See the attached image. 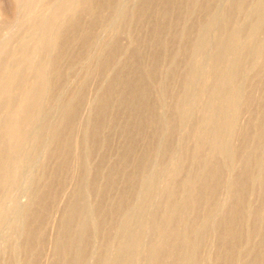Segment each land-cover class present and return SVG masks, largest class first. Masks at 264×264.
<instances>
[{"label":"rangeland","instance_id":"1","mask_svg":"<svg viewBox=\"0 0 264 264\" xmlns=\"http://www.w3.org/2000/svg\"><path fill=\"white\" fill-rule=\"evenodd\" d=\"M71 1L72 0H0V43L3 40L2 43L0 44V64L2 66L4 65L2 67L3 70L0 71V94H1L0 101L1 102L6 100L7 98H13L14 105H16V107L19 106V104L21 103V101L24 97L26 90L29 89L34 84V82L36 81V79L38 77L37 76L38 68L41 65H44V63L46 62V59L52 55L51 53H52L53 49H52V47H50L48 45L49 40L47 41V39L51 38V36H53V33H55L57 31V29L60 30L59 31L60 33H62V31H63L62 34L65 33V36L67 37V45L64 47L66 49L62 51V55L59 57V61L56 62V66H55V70L63 71V72H61L62 74L60 75V79H58L59 81L57 80V78H59V77L56 78L55 75H53L54 72H52V74H51L52 75L51 78H52L53 82L56 83V81H57L56 91H55L56 95H54L47 102V105L44 106L45 108L39 109V113L42 111L45 112V114L43 112L42 113L45 115V117H46L45 119L47 120L46 122L43 123V124H45V126H43L45 128L42 130V134H44V135H42L41 139H40L41 145L39 144L38 151H36V153L33 155V157H35V158L31 157L32 159L29 158V160L26 163H23L22 168H24V169L21 168L20 174L16 180V184L14 183L13 186L11 187V189L7 190V191L0 189V199L5 197L4 201L0 204V215H1L0 216V264H8V262H9V264H24V262H26L25 259H27V262L32 261V250L33 249L35 250L37 248H38L37 250H39L37 252L40 253V256L37 259L38 261L36 260L35 264H49V263H51V261H52L51 258H53V240H54V237L56 236V234L58 233L57 232L58 231V222H59L58 220L60 218V215L62 213H64L66 210H68L70 203L73 201V198H74L73 193L75 191L77 184L83 190V192L85 194L84 208H85L90 220H93L94 218H98L99 215H102V217L106 220L104 223H102L99 226V229H95V228L93 229V227H90V230H89L90 233L88 232V235H89L88 239H90V240H88V244H87L88 245L87 246L88 261L85 262V264H94L95 262H97L98 264H100V263L101 264H106V263L110 264L109 262L112 263L114 261V259H113V257L111 259V252H112L113 248L116 246V243H117L118 238H119L118 236L126 233V231H129V230H127L129 228L131 229V232H135L136 234H138V238H139L138 243L136 244V246L134 248L132 264H137L139 261L142 264H146V263L148 264L149 263L148 258L150 257L151 253L153 252L155 247L158 246L160 244V242L162 241L163 235L162 234H156V233H158V232L165 233L166 229H168L170 227L167 224L169 222V224L171 225L172 222H170V220L173 217H172V215L170 216L169 214L170 213L173 214V212L175 214L177 211H179L180 201L182 200L181 197H183L182 195H184L186 180H188V178L191 176L190 173L192 174V172L195 169L194 167H196V162L194 161L195 160L194 154L197 151V149L199 148V146H197V144L199 145V142L201 141V139H203V137L206 135V133L210 129L209 115H211V113L213 112V108H214L213 100H211L212 99L211 93H213L217 89V86L219 85V80H221L223 78V76L226 74V72L228 71L227 67L232 66V63H231V66L228 63V66L224 67V69H222L218 73L219 75L215 74L213 72V68H211L213 66L214 58H215L217 51L220 49L221 46L224 45V43L222 41L225 42V40H226V32H227L228 26L225 25L224 17L229 12H232V13L234 12V15H236L238 12V14L234 18L236 20L235 25L236 26H240V25L244 26L247 22V19H249V18L250 19H252V18L256 19L257 13L252 12V10L254 9V6L255 7L257 6L259 0H213L212 4H210V8L208 9L209 12L208 11L207 12L214 14V23H213L214 26H212L211 34L207 37L208 40L206 38L205 41L206 40L207 41L206 42L204 41L202 51L199 52V54L195 57V59L190 64L186 63V56H185V54H183V50L185 47L190 46V43L192 42V40L195 37L196 29L198 27L200 20H202V18H204V16L206 17L207 13L203 10H200L196 6L190 5L189 3H187L186 0H184V1L182 0L180 5L178 3H175V2L169 4L168 9H167L168 12L165 15V17L162 18L163 23H164V28L158 34L160 40H162V41H169L170 40V30H171L170 24L175 19L178 21L177 27H176V32L178 34H177V37L175 38V40L172 41L174 52L171 55H169L170 51L166 50V52H167L166 53L165 49H163L162 46L155 45L151 41V39L153 37L152 34H154L155 26L161 20V17L159 16L160 15L159 14V5H158L157 0L151 1V5L149 4V6H147V5L145 6L146 8H145V12L143 15L144 17L142 16L143 19L142 18L139 19L138 15L135 14L137 11V8L140 6L139 4H141L140 2H142L141 0H103L104 5H103L102 9H100L98 12L101 14L95 15V16H97L96 18H95V16L91 17L93 14H90L91 11L89 9L78 10V11H76L77 13L74 11V13H75L74 14L72 9L70 8V2ZM88 1L87 2L89 4H91L95 0H88ZM97 1L98 0H96V2ZM207 1L208 0H198V2L202 3V4L206 3ZM238 2L242 5L241 9L239 11H237V9H236L237 8L236 5L239 4ZM93 4H94V2H93ZM182 4H184V5H182ZM186 4L188 7L186 6ZM107 6H109V7H107ZM175 6L177 8L179 6V8H178L179 10L175 9L176 8ZM184 6H186L187 8ZM251 6H253V7H251ZM180 8H181V10H180ZM114 10H116V11H114ZM155 10H156V12H155ZM176 10H178V11H176ZM246 11H247V13H245ZM263 11H264V8L260 12L262 15H263ZM71 12H72V14H71ZM79 12H81V13H79ZM249 12L250 13L252 12L253 14L250 15ZM128 14H129V16H128ZM176 14H177V16H176ZM246 14H248V15L245 16ZM98 15L101 17L98 18ZM124 15H126L125 17L127 18V21H126V18L124 17ZM145 15H146V17H145ZM254 15H255V17H254ZM121 16H123L124 19H122ZM130 16H131V18H130ZM136 16H137V18L134 19V17H136ZM90 17L92 19L94 18L95 20L94 19H93L94 21L90 20ZM242 17H244L245 20ZM74 19L75 20L77 19V22H78V29H77L78 33L76 32L77 34H74L73 36H71V35L68 36L69 32H68V34H66V32L69 30L66 31V28H67V26L69 28L70 22H72ZM133 19H134V22L136 24H134ZM135 20L140 21L141 23L136 22ZM238 20H242V22L238 21ZM252 20H254V19H252ZM91 21H93V24H94L93 34L91 35V39H90L92 42L89 41L86 44H83L81 37L84 35L83 33H85V29L87 28L86 26L89 25L91 23ZM125 21H126L127 25H126V23H124ZM119 23H122L124 28H123V26H120L121 24H119ZM66 24H68V25H66ZM63 25L64 26L66 25V26L64 27ZM63 29H65V30H63ZM122 29H124V30H122ZM186 29H189V34H188V37L185 38L184 34H185ZM215 33L217 35H215ZM223 33H224V35H223ZM42 35L45 36L46 39L43 38ZM179 35L182 36L181 37L182 39L180 38ZM222 35H223V37H221ZM240 35L241 36L244 35L242 37L240 36L242 39L248 38V35L246 32L243 31V28H242ZM79 38H80V40H79ZM214 38H215V40L216 39L219 40V42L221 43V46H220V43L217 42V40L216 41L214 40ZM220 38H222V40ZM211 39H213L212 40L213 42L211 41ZM115 40H117L119 45H120L117 54L111 60V62L107 65V67L101 73V75H96L97 73L95 72V69L97 68V66L99 65V61L101 60L100 56L103 57L104 52L108 49V47L110 46V43L112 44V42ZM136 41H137V43H136ZM250 41L252 44L250 43V46H248V48H246L242 51V68H241V70H243L244 73L241 71V73L238 74L236 79L233 81V85L234 86L237 85L235 87L238 88L241 91V93H243V94H245L246 92L252 93V96H254V100L249 105H246L244 103V98L241 96L238 97V101L240 100V102H241V103L239 102V104L241 105L240 106L241 110L237 115H235L237 128L232 135L225 138L226 139L225 142H227L228 144H230L231 146L235 147L238 150V153L236 156V162H234L233 165H225L221 156H216L217 158L215 157V160L220 164V166L222 168V179L224 182L226 180L230 179L234 172L239 171L242 168V164L240 163V160H241V158H243L244 155H246L248 152L252 151V147L254 144V141L252 139H250L249 142L248 141L244 142L242 140L241 133L239 130V126L244 125L246 122H250L251 123L250 124L251 125V129H250L251 135L250 136L253 135L252 137H254V134L256 133L255 126H257V124L259 122L263 121V118L261 117L260 113H261V110H262V107L264 104L263 100H262V95L264 94V67L263 68L262 67L257 68L256 70H254L251 73L247 72L249 65L254 60V58L257 54L254 47L257 44L258 39L253 38ZM208 42H209V44H211V46L208 44ZM205 44H206L208 50L206 49ZM86 45H87V47H86ZM79 46H81V47H79ZM215 47H216V49H215ZM80 49H83V50H80ZM251 50H253V51H251ZM211 51H213L214 56L212 55ZM250 51L252 52V54ZM81 52H83V53L81 54ZM132 52L134 54H136V56H137L136 65L138 68V72L140 74L142 73L141 75H143V76H145V74H146V69L148 68V66L150 64L152 57L155 56V54H158L157 55V57H158L157 66L158 67L155 69L154 78L151 81V82H153V84L150 82L152 85L150 86V84H149L148 87H149V92L151 91L149 93V96L151 97L150 99L151 100L156 99L158 101V103L155 105V107L153 109L152 115L154 116V113H155L156 115L154 117L160 118V125H162L164 128H161L162 126H160V129H159L157 136L155 138H153V137L151 138L150 134H151L152 128L150 127L148 122L147 123L145 122L140 126L137 134L134 133V129H133L132 125L128 131L124 130V132H123V126L130 123V120L132 117L131 114H133L134 110L129 111V109H126V108H124V109L123 108L118 109V107L116 108V106L118 105V102L116 99H113L111 102L110 108L104 114L105 117L104 116L102 117L104 121L102 120V129L100 131L101 134H99V137L97 140L98 143L96 142L95 147H94V149H92L90 155L85 157L84 155L87 153L88 148L91 145L89 143L90 141H88L86 137H87L89 130H90V125H88V123H89V119L91 117L90 115H92L91 114L92 113V107H93V105L96 104L95 102H97L98 94L108 84V82L111 80V78L114 75L119 74L120 70L124 69V61L126 60V58L128 56H130L132 54ZM153 52H154V55H152ZM245 52H246V54H245ZM176 53H178V55ZM174 54H175V56H174ZM247 54L250 56V58H248V60L246 61L247 56H245V55H247ZM70 55H71V58H70ZM253 55H254V57H253ZM211 56H212V58H211ZM232 57H233V54L230 56V59H232ZM175 58H176V60H174ZM176 62H177V64H176ZM230 62H231V60H230ZM185 63L187 65H185ZM201 63L205 64V65H202ZM175 64H176V66H174ZM204 66H206V69L203 70V68H205ZM91 67H93V68H91ZM128 67L125 68L126 73H128L127 71L131 72L132 68H130V67L128 68ZM189 67L191 69V72L193 73V80L192 81H194V82L191 83L189 89L187 90V94H186L184 102H183L184 105H183L181 111L177 115L178 118L176 119V122H178L179 124H177V123L176 124L178 125L177 126L178 131L176 132L177 134L175 136H173V138H172L170 149L167 153V155H169V156L166 155V158H161L159 155V152H161V150L164 147L163 139H164L165 134H166V130H165L166 124L168 123V119L171 118V116H172L171 115L172 113L170 111H171V107H172L174 98L170 93H172V92H174L175 94L178 92L180 93V91H181L180 78L185 73V71L187 69H189ZM201 67H202V70L200 69ZM244 67H247V68H245V70H244ZM65 68H66V70H65ZM197 68L200 70L198 71ZM86 70H87V72H86ZM88 70L91 72H89ZM8 71H9V74L7 73ZM198 72H200L201 77L199 75H197ZM224 72H225V74H224ZM241 74H244V75H241ZM262 74H263V76H262ZM211 75H213V76H211ZM18 76H19V78H18ZM207 76H208V78H207ZM220 76H222V78ZM196 78L199 79L200 81L199 80L197 81ZM206 80L208 83L205 84ZM196 82H197V84H195ZM234 82H235V84H234ZM119 85L120 84L117 85V88L115 90L118 91L121 88V86H119ZM195 86L197 88H195ZM173 88H174V90H173ZM194 88H195L196 92H195ZM206 89H208L210 91L208 92V90H206ZM75 90L76 91H78V90L82 91L84 98H83L82 102L79 104V107H78L79 109L77 111L76 120H77L78 126L75 127V129H74L75 132L73 131L74 138L72 140V157H71L72 159L71 158L69 159V164L71 163L72 166H71V170H69L70 172L58 170L57 173H55L57 170L58 164L60 162L61 155H58V154H60L58 152H54L53 155L50 154L49 156H46V151H47L46 148L50 142L48 132H49V128L52 126V124L53 123L55 124L58 121L60 113H61L62 104H64V102L66 100H68V98H70L71 94L73 95V93H76ZM252 90H254V91H252ZM73 91H75V92H73ZM18 93H20V94H18ZM192 94L193 95L195 94L194 96L197 99ZM206 97L211 98V99L207 100ZM192 101H193V103H192ZM49 102H50V104H48ZM205 102L207 103L206 105H205ZM198 103H199V105H198ZM209 103H211L213 105H211ZM114 104L115 105L117 104V105L114 106ZM195 104H196V108H194ZM242 104L243 105L245 104V106H243ZM192 106H193V108H192ZM211 106H213V107H211ZM188 109H189V111H188ZM192 109L193 110L195 109L194 113L192 112L193 111ZM198 109H199V111H198ZM204 109H206V110H204ZM40 110H42V111H40ZM112 110H113V112H112ZM207 113H208V116H207ZM141 114L143 115V117L147 116L149 114L148 107H147V109L146 108L142 109ZM7 117H8V115L6 114L5 110L3 108L0 109V122H3V121L6 122L7 120L11 119L10 117H8L9 119ZM114 117H116V118H114ZM128 117H129V119H128ZM179 117H180V119L182 118L181 119L182 120L181 125H180L181 120L179 119ZM113 118H114L113 121H115V122L112 121ZM126 121H128V122H126ZM185 121H186V123H185ZM124 122H125V124H124ZM187 122H189V123H187ZM193 122H194V124H193ZM197 122L199 125L197 124ZM120 123H122V124H120ZM86 124L88 126H86ZM82 126H86V127H82ZM185 126H187V127H185ZM207 126L209 129L207 128ZM119 128H122V129H119ZM183 129H185V130H183ZM76 130H77V132H76ZM182 130H183V132H182ZM179 131L181 133H179ZM84 132H86V133H84ZM122 132H123V134H122ZM186 132L187 133L189 132V133L187 134ZM191 132H192V134H191ZM198 133H200L199 134L200 137H198ZM66 134H67V130H65V132H64V135H66ZM138 134H140V137ZM196 134H197V136H196ZM193 135L196 138H198L197 141ZM125 136H127V138H129V136H130V138L132 140L130 142V144L131 143L132 144H131V150L128 152V155H127V156H129V157H127V160H128L127 165L123 166L122 162L120 163L121 160L119 159V156H120V153H122L124 151V147L126 145L125 143H127V141H128V139ZM179 136H181V137L179 138ZM188 136H190V137L192 136L191 139ZM75 138L79 139V143L81 142V144H82V145L80 144L81 146L79 144L78 145L75 144V141H74ZM133 138L135 139V141ZM178 138L180 139V141L178 140ZM194 138H195V140H193ZM103 139L106 140L105 145L101 144ZM186 139H187V143L185 141ZM149 140H150V142H149ZM188 140H189V142H188ZM192 141H193V143H192ZM85 142H87V143H85ZM148 142H149V144H148ZM184 143H186V144H184ZM123 144H125V145L123 146ZM84 147H85V149H84ZM19 148H20V151H18ZM19 148H16L12 152H10V159L9 160H11V161H9V162H13V160L20 162L23 160V158H24L23 156L25 155L24 154L25 151H23L24 148H22V147H19ZM79 149H80V151L82 150L81 152L84 151L83 153H85V154L78 152ZM178 149H179V151H178ZM77 152L82 154L81 155L82 158H84V159L87 157L89 158V160H87L88 158L85 160L83 159L84 160V168H86V170L83 168V170L86 171V172L84 171L85 172L84 174H82L83 170H82L81 174H76L77 173L76 172L77 171V159H75L76 156L74 155V153L77 154ZM16 153H18V154H16ZM181 153L183 155H181ZM207 153H208V148L204 147L202 150V154L207 155ZM22 154H23V156H22ZM142 154H148L149 155L150 162H151L150 167L155 169V171L157 170L156 180L158 181V183H157V181H155V183H157V184L154 183L153 185L148 186L146 184V176H147L146 172H148L149 170H143L139 173L140 175H139L138 179H136L137 183L135 182V184L133 185L134 188L132 186H129V185L127 186L123 182V176L127 171L128 172L131 171L132 163L134 162L136 157H138V155L140 156ZM257 154H259V153H257ZM57 155L59 156V158L57 157ZM183 157H184V159H181ZM191 159L193 162L191 161ZM16 161H14V162H16ZM87 161H88L89 165L86 163ZM170 161H173L172 162L173 164L172 163L170 164L169 163ZM187 167H189V168H187ZM111 168L115 169L113 171V176H114L113 183L108 188H106L104 190H100V189H102V186L104 185L105 180H106L105 177L108 175L109 170ZM167 168H168V170H167ZM190 168H191V170H190ZM248 169L252 175V179H251L252 181L249 183L248 190L246 192L247 196L245 195L243 207H244V210L247 209L249 211H253V210H257V209L261 210L260 208L262 206V202L264 201V193L259 194L254 189H256L257 184L260 183V181L262 179H264V176L262 174H260V171L254 165H250L248 167ZM143 172H145V174H143ZM176 173H179V174L176 175ZM58 176H63V178H64V180L62 182L63 185H61L59 190L57 191L56 197L54 199H52V195L56 191L55 190L56 189L55 179ZM143 176H145V177H143ZM163 177L164 178L166 177V178L164 179ZM45 178H48L47 181L44 180ZM92 179L94 180V188L92 189L93 191L92 190L88 191L87 185H88V182L91 181ZM174 180H175V182H174ZM143 186H145V187H143ZM176 186H178L180 188H178ZM164 187H166V188H164ZM174 187H175V189H174ZM176 188L181 189V190H178V192H175L177 195L179 194L177 196V198L174 194L173 195L169 194L170 190H177ZM126 189L130 191L129 198H128L127 202H125L123 204L124 206L122 205V207L117 208L116 207V200L121 196V192H123ZM221 189L222 190H220V192L218 194L219 196L217 197V199L222 198L221 200L223 201L226 197L225 196L226 191H225L224 185L222 186ZM147 191H149L150 193H153V194H151L152 198H150V200L147 203H145V206H144V203L141 204V198L143 196L142 194H144ZM160 192H162V193H160ZM37 193H38V195H36ZM39 195H44V197H45L41 203H37V202L35 203V201H34L35 204L33 203L34 204L33 206L28 205V204H31L32 201L35 200V198ZM164 195H166V196L164 197ZM139 196H140V199L137 198ZM155 196H157L158 199H155L156 198ZM171 196H173V197H171ZM11 197H13V198H11ZM30 197H32V198H30ZM153 198L155 201H153ZM136 200H138V201H136ZM172 200H174L175 203ZM156 202H159L160 205H159V203H157V207H155L156 205H154L152 207L151 204L152 203L156 204ZM164 202H166V203H164ZM176 202H178L179 204H177ZM47 203H49V204H47ZM211 203H212V201L209 202V204H210L209 210L211 208ZM44 204L50 205V206H47L48 207L47 213H46L47 216L45 215L46 217H44L45 218V219H43L44 221L42 220V222H41L42 226L44 228V230H43L44 231L43 232L44 238L39 242L34 240L30 246L31 251L27 250V253H26L27 255H26L24 253V251L26 250L24 248V241L26 238H25V234L21 233V231L24 232L25 228L23 229V226L25 227V224L27 227L29 225L33 226L36 223L34 221H32L31 219H29V220H31L29 223V221H27L28 219L24 216H27L28 213L32 210L41 209L44 206ZM138 204H140V206ZM209 204H202V205H200V207H197L198 210L195 209V216L197 217V218L195 217V220L199 218L198 219L199 222L198 221L195 222V220L193 221L194 223H196L195 226L199 227L201 225V223L205 220V217L207 218L208 211H209L207 209L208 208L207 205H209ZM134 205H136V207L138 206V208L135 209ZM164 205H165V207H164ZM172 205H174V206H172ZM7 206H9V207H7ZM132 206H134V209ZM206 206H207V208H206ZM139 207H141V208L139 209ZM172 207H173V209H172ZM174 207H175V209H174ZM253 207H254V209H253ZM11 208H13V209H11ZM163 208L165 210H163ZM199 208H200V210H199ZM6 210L8 213L6 212ZM132 210H135V211H132ZM204 210H205V213H204ZM25 212L27 214H25ZM125 212H126V215H124ZM131 212L133 213V215ZM202 212L204 215L202 214ZM154 213H156V217L154 220V222H155L154 227L152 230H148L146 228H148L149 223L152 221V218H153L152 215ZM165 213H167V214L169 213V214L168 215L166 214V216H165ZM261 214L263 215V217L259 218L257 220V223L259 225L260 224L264 225V222L260 221V220H264V210H261ZM163 215L166 217L165 223H164L165 217ZM210 215H211V213H210ZM201 216H204V218L203 217L201 218ZM133 217H136V218H133ZM161 217H163V219H161ZM1 218L4 222L1 221ZM157 218H159V219H157ZM107 219H110V220H107ZM201 219H204V220H201ZM24 221H25V224H23ZM135 221L138 223H136ZM214 221H215V217H213V215H211L209 217V223L212 226L215 223ZM251 221H252V218H249L246 215V213H244L241 215L240 220L238 222H236V226L238 227V229L241 232V237H240L241 239H239L237 241L236 246H237V249L240 251V253L243 251V250L241 251V249H244V251L242 253H246V254H252L255 252L259 253L258 252L259 249L263 248L260 250L261 251L260 253H262V255H263V264H264V246L263 247H261V245L259 246V244H260V242H262V240H263V245H264V234L262 235V233H264V231H263L264 226L262 225L260 227L261 228L260 236H258V235L254 236L251 232L252 231ZM248 223H250V224L248 225ZM130 225H132V226H130ZM165 226H166V228H165ZM13 227L14 228L16 227V228L14 229ZM124 227H126V231H125ZM163 227L165 228V231H162L164 229ZM102 230L103 231L105 230V231L103 232ZM246 230H248V232ZM107 231H109V232H107ZM114 231H118V232L114 233ZM244 231L248 234L244 233ZM103 233H106V235L108 234L106 241L108 239L110 240V242L108 240V242H105V244H103V245H106L105 246L106 248L103 245L101 246V243H102L103 238H104L101 236ZM117 233H119V234H117ZM92 235L94 237H92ZM150 235H152V236L154 235V236L152 237ZM158 235H162V236H158ZM96 236H97V238H96ZM114 236H116L118 238H116ZM256 236H258V237L256 238ZM114 238H116V240ZM155 238H157V239H155ZM250 238H252V239H250ZM255 238H256V240H254ZM150 239L151 240L153 239L152 240L153 243ZM249 239L251 240V242L250 241L248 242ZM156 240L158 243L157 242L155 243ZM106 243H108V245ZM154 243L156 244V246H154L155 245ZM257 243H258V245H257ZM140 244H142L143 246H141ZM151 246H154V247H151ZM249 246H251V247H249ZM17 247H19V248H17ZM20 247H23L21 249L22 250L24 249V251H22L20 249ZM255 247L258 248V250L255 249ZM98 248L100 251H103L105 253L100 252V258H98V260L96 259V261L93 262L92 258L94 256V253L99 251ZM220 248H221V245L219 243L218 244L214 243V241L212 242L211 239L204 242L202 244V247L200 250V254L204 259V260H202V264H204L205 262H206L205 264H214L217 251L220 250ZM222 249H223V246H222ZM34 250H33V253L36 252V250L35 251ZM136 250H139L138 253ZM253 250H255V251H253ZM214 251H216V252H214ZM148 252H149V254H148ZM141 253L144 254L145 256L140 257L142 255ZM102 254H104V255H102ZM147 254H148V256H147ZM137 257H138V259H137ZM108 260H109V262H108ZM146 260H147V262H146ZM98 261H100V262H98ZM140 262L138 264H141ZM97 263H95V264H97Z\"/></svg>","mask_w":264,"mask_h":264},{"label":"bare ground","instance_id":"2","mask_svg":"<svg viewBox=\"0 0 264 264\" xmlns=\"http://www.w3.org/2000/svg\"><path fill=\"white\" fill-rule=\"evenodd\" d=\"M87 1L88 0H72L70 2V8L72 9L73 13H74V11L76 12L78 10L89 9L91 11L90 14H93L91 17H93V16H95L97 14H101V13H98V12H99L100 9H102V7L104 5L103 0H98L97 2L95 0V1H93L94 4H93V2L91 4H89L88 3L89 1L88 2ZM141 1H142V2H140L141 4H139L140 6L137 8V11L135 13V14L138 15L139 19H141L142 16L144 15L145 8H146L145 6L146 5L149 6V4L151 5V1H153V0H141ZM157 1H158V5H159V14H160L159 16L161 17V20L155 26L154 34H152L153 37H152L151 41L155 45L162 46L163 49H165V52H166V50L170 51L169 55H171L174 52L172 41L175 40V38L177 37V34H178L176 32V27H177L178 21L175 19L170 24V29L171 30H170V40L169 41L160 40L158 34L164 28V23H163V19L162 18H164L165 15L167 14V12H168L167 9H168L169 4L175 2V3H178L180 5L182 0H157ZM186 1L190 5L196 6L200 10H203V11H205L207 13V16L206 17L204 16V18H202V20H200V22L198 24V27L196 29L195 37L192 40V42L190 43V46L189 47H185L184 50H183V54H185V56H186V63L190 64L195 59V57L199 54V52L202 51L205 39L211 34L212 26H214L213 25V23H214V14L213 13H208L209 12L208 9L210 8V4H212L213 0H208L206 3H203V4L199 3L198 0H186ZM182 5H184V4H182ZM186 6H187V4H186ZM186 6H184V7H186ZM241 6L242 5L240 3L236 5L237 11H239L241 9ZM107 7H109V6H107ZM251 7H253V6H251ZM178 8H179V6H178ZM178 8L176 7L175 9H178ZM263 8H264V0H259L257 6L256 7L254 6V9L252 10V12H256L257 13L256 19L252 18V19H254V20H252V19H250L248 17L249 19H247V22H246V24L244 26H242V25L236 26L235 25V21L236 20L234 18L238 14V12H237L236 15H234V12L233 13L229 12L224 17L225 25L228 26L227 32H226V40H225V42L222 41L224 43V45L221 46V43L219 42V40L216 39L217 42L220 43L221 47L217 51V53L215 55L214 63L212 62L213 66L211 68H213V72L215 74H218L222 69H224V67L228 66V63L230 64V66H231V63H232V66L231 67H227L228 71L226 72V74L224 72L225 75L223 76V78H222V76H220L222 79L219 80V85L218 84H217L218 86L216 85L217 89L213 93L210 92L212 94V99L206 97L207 100H209V99L213 100V104H214L213 105V104L209 103V104L214 106L213 112L211 111L212 113H211V115H209L210 129L207 126L209 131L206 133V135L203 137V139H201V141L199 142V145L197 144V146H199V148L197 149V151L194 154L195 160L193 159L196 162V167H194L195 168L194 171L192 172V174L190 173L191 176L188 178V180H186L185 189H184V195H182L183 197H181L182 200L181 201L179 200L180 201V208L178 207L179 211H177L175 214L173 212L174 215L171 214V213L170 214L168 213L170 216L172 215L173 218L172 219L170 218L172 220V221L170 220V222H172L171 225L169 224V222H168V224L166 223L170 227L168 229H166L165 233H160V232L156 233V234H162L163 235L162 241L160 242V244L158 246H156V244H155L157 242V240L154 243L155 245L153 244L156 247L153 250V252L151 253L150 257L148 258L149 259V263L148 264H202V260H204V259H203V257L200 254V250H201L202 244L204 242L210 240V239H211L212 242L214 241V243H217V244L219 243L221 245L220 250L217 251L214 264H263V255H262V253H260L261 252L260 250L263 249V248L259 249V251H258L259 253L255 252V253H252V254L242 253L244 251V249H241V251L242 250L243 251L240 253V251L237 249L236 245H237V241L239 239H241L240 238L241 237V232L238 229V227L236 226V222H238L240 220V217H241L242 214L246 213V215L249 218H252V221H251V223H252V231H251L252 234L254 236L255 235L260 236V234H261V228L260 227L263 224L259 225L257 223V220L259 218L263 217V215L261 214V210H264V201L262 202V206L260 208L261 210L257 209V210H253V211H249L247 209L244 210L243 203H244L246 192L248 190L249 183L252 181L251 180L252 179V175H251L248 167L250 165L256 166L258 168V170L260 171V174H262L264 176V104H263V107H262V110H261V113H260L261 117L263 118V121L259 122L257 124V126H255L256 133L254 134V137H252L253 135L250 136L251 135L250 134V129H251V125H250L251 123L250 122H246L244 125L239 126V130H240V133H241L242 140L244 142L245 141L249 142L250 139H252L254 141V144H253V147H252V151L248 152L240 160V163L242 164V168L239 171L234 172L233 175L231 176V178L224 182L223 179H222V168H221L220 164L215 160L216 156H221V158L223 159V162H224L225 165H233L234 162H236V156H237L238 150L235 147H233L230 144H228L227 142H225V140H226L225 138L230 136V135H232L234 133V131L236 130V128H237L235 115H237L240 112V110H241V107H240L241 105L239 104L240 100L238 101V97H240V96L243 97L244 98V103L246 105H249L254 100V96H252V93H247V92L245 94L241 93V91L238 88L235 87L237 85H235V86L233 85V81L236 79L238 74L241 73V71L243 72V70H241V68H242V51L244 49L248 48V46H250V43H251L250 40L253 39V38L254 39H258L257 44L254 47V49H255L257 54H256L254 60L249 65V67L247 69V72L251 73L254 70H256L257 68H261V67L263 68L264 67V28H263L264 27V11H263V15L260 13L263 10ZM178 10H176V11H178ZM180 10H181V8H180ZM114 11H116V10H114ZM155 12H156V10H155ZM252 12L251 13L249 12L250 15L253 14ZM79 13H81V12H79ZM245 13H247V11ZM71 14H72V12H71ZM247 15L248 14H246L245 16H247ZM125 16L126 15H124V17ZM128 16H129V14H128ZM176 16H177V14H176ZM91 17H90V20H93L94 18L92 19ZM96 17L97 16H95V18ZM99 17H101V16L98 15V18ZM145 17H146V15H145ZM254 17H255V15H254ZM121 18L124 19L123 16H121ZM130 18H131V16H130ZM135 18H137V16L134 17V19ZM242 18H244V17H242ZM134 19H133V22H134ZM244 20H245V18H244ZM93 21H91V23L86 26L87 28L85 29V33H83L84 35L81 37L83 44H86L87 42L91 41L90 40L91 39V35L93 34V30H94ZM126 21H127V18H126ZM126 21L124 23H126ZM238 21L242 22V20H238ZM136 22H140V21H136ZM119 24H121L120 26H123L122 23H119ZM134 24H136V23L134 22ZM66 25H68V24H66ZM126 25H127V23H126ZM67 28H68V26H67ZM67 28H66V31L67 30H69V31H67V32L65 31V32H66V34H68V32H69L68 36L69 35L73 36L74 34H77L78 33L77 32V29H78L77 19L76 20L74 19L72 22H70L69 28L68 29ZM123 28H124V26H123ZM242 28H243V31L246 32L247 35H248L247 39H242L241 38L242 36H244V35H242V36L240 35V33L242 31ZM63 30H65V29H63ZM122 30H124V29H122ZM59 31L60 30L57 29V31L55 33H53V36H51V38L47 39V41L49 40L48 45L50 47H52V49H53V51L51 50L52 51V53H51L52 55L46 59V62L44 63V65H41V66L39 65L40 67L37 70V76L38 77H37L36 81L34 82V84L29 89L26 90V92L24 94V97H23L21 103L19 104V106L16 107V105H14L13 98H7L6 100H4L2 102L0 101V109L3 108L5 110V112H6V114L8 115V117H10L12 119L11 120V119H9L7 117L10 121L7 120L6 122L5 121L0 122V189H3V190L7 191V190L11 189V187L13 186L14 183L16 184V180H17V178H18V176L20 174V171H21L23 163H26L29 160V158L33 157V155L36 153V151H38L41 136L44 135V134H42V130L45 128V127H43V126H45V124H43V123L46 122L47 120L45 119L46 118L45 115H44L45 112L40 110L44 114L42 112L39 113V109L45 108L44 106L47 105V102L54 95H56L55 91H56V83H57V81H56V83L53 82V80L51 78V76H52L51 74H52V72H54L53 75H55L56 78L59 77V78H57V80L60 79V75L62 74L61 72H63V71L55 70V66H56V62L59 61V57L62 55V51L66 49L64 47L67 45V37L65 36V33L62 34L63 33L62 30H61L62 33H60ZM188 34H189V29H186L185 34H184L185 38L188 37ZM215 35H217V34L215 33ZM223 35H224V33H223ZM223 35L221 37H223ZM181 37L182 36H180V38ZM43 38L46 39L45 36H43ZM215 38H214V40H215ZM220 39L222 40V38H220ZM79 40H80V38H79ZM207 40H208V38H207ZM212 40L213 39H211V41ZM2 41H1V43H2ZM136 43H137V41H136ZM206 44H205V47L207 49ZM208 44H209V42H208ZM209 45L211 46V44H209ZM119 46L120 45H119L117 40L113 41L112 44L110 43L109 47L107 46L108 49L104 52L103 57L100 56L101 60L99 61V65L95 69V72L97 73L96 75H101V73L105 70L107 65L111 62V60L117 54ZM79 47H81V46H79ZM86 47H87V45H86ZM215 49H216V47H215ZM80 50H83V49H80ZM251 51H253V50H251ZM211 52H212V55H213V51H211ZM246 52H245V54H246ZM82 53L83 52H81V54ZM176 54L178 55V53H176ZM232 54H233V57H232V59H230V56ZM251 54H252V52H251ZM152 55H154V52H153ZM157 55L158 54H155V56L152 57V60H151V62L149 64L148 68L146 69L145 76L141 75L142 73L140 74L138 72V68H137V65H136V60H137L136 54H134L132 52V54L126 58V60L124 61V69H123L124 71L120 70L119 74L114 75L111 78V80L108 82V84L103 88V90L98 94L97 102H95L96 104L93 105V107H92V113H91L92 115H90L91 117L89 116L90 117L89 123L87 122L88 125H90V130H89V133H88L86 138H87L88 141H90L89 143L91 145L89 146L88 151H87L86 154L83 153L84 151L81 152L82 150L80 151V149L78 150V152L85 154L84 156L86 157V156L90 155L92 149H94L95 144H96V142L98 140L99 134H101L100 131L102 129V120H103L102 117L104 116L106 111L110 108L111 102H112L113 99H116L117 102H118V105L116 104L117 106L114 104V106H116V108L117 107H118V109L119 108H123V109L126 108V109H129V111L130 110H132V111L134 110L133 114H131L132 117H131L130 123H128V124L123 126V132H124V130L128 131L129 128H131V125H132L133 129H134V133L137 134L138 131H139L140 126L143 123H145V122L147 123L148 122L150 127L152 128V131H151V134H150L151 138L152 137L155 138L157 136V133H158V131L160 129V126H162V125H160V118L154 117L156 114L154 113V116H153L152 113H153V109H154L155 105L158 103V101L156 99L155 100H151L150 99L151 97L149 96V93L151 91L149 92V87H148L149 84H150V86L153 84V82H151V81L154 78L155 69L158 67L157 66V64H158ZM174 56H175V54H174ZM245 56H247V59H246V61H247L248 58H250V56L248 54L245 55ZM253 57H254V55H253ZM70 58H71V55H70ZM211 58H212V56H211ZM174 60H176V58ZM230 60H231V62H230ZM186 63H185V65H187ZM176 64H177V62H176ZM176 64L174 66H176ZM205 64H202V65H205ZM3 66L0 64V71L3 70L2 69ZM128 66L130 68H132V69H131V72L127 71L128 73H126L125 72V70H126L125 68L128 67ZM204 67L205 68H203V70L206 69V66H204ZM91 68H93V67H91ZM245 68H247V67H244V70H245ZM200 69L202 70V67ZM200 69L197 68L198 71ZM65 70H66V68H65ZM86 72H87V70H86ZM89 72H91V71H89ZM7 73L9 74V71ZM198 73H197V75L200 76V72H198ZM241 75H244V74H241ZM208 76H207V78H208ZM211 76H213V75H211ZM262 76H263V74H262ZM18 78H19V76H18ZM192 80H193V73L191 72V69L189 67V69H187L185 71V73L182 75V77L180 78V86H181L180 93L179 92L176 93V94L174 92L170 93L173 96V98H174V101H173V104H172V107H171V111H170L172 113L171 114L172 116L169 119L167 118L168 119V123L166 124V129H165L166 130V134H165V137L163 139L164 147L161 150V152H159V155H160L161 158H166V155H167V153H168V151L170 149L172 138H173V136H175L177 134L176 133L178 131L177 130V126H178L177 124H179L178 122H176V119L178 118L177 115L181 111V109H182V107L184 105L183 102H184L185 96L187 94V90L189 89L191 83L194 82ZM198 80L199 79H197V81ZM207 80L205 81V84L208 83ZM118 84H120L119 86H121V88L119 87L120 89L117 91L115 89L117 88ZM195 84H197V82ZM234 84H235V82H234ZM195 88H197V87L195 86ZM195 88H194V90H195ZM208 89H206V90H208ZM173 90H174V88H173ZM75 91H73V92H75ZM209 91L210 90H208V92ZM252 91H254V90H252ZM195 92H196V90H195ZM18 94H20V93H18ZM0 96H1V94H0ZM83 98H84V95H83L82 91H80V90L76 91V93H73V95L71 94L70 98H68V100H66L64 102V104H62L61 113H60L58 121L55 124L53 123L52 126L49 128V132H48L49 135L48 136L50 138V142H49V144H48V146L46 148V150H47L46 151V156H49L50 154L53 155L54 152H58V153H60L58 155H61V159H60V162L58 164V167H57V170H56L55 173H57L58 170H60V171H69V170H71V166L72 165H71V163L69 164V159L72 157V140L74 138L73 131H74L75 127L78 126L77 125V120H76L77 111L79 109L78 108L79 104L82 102ZM262 100H263V103H264V94L262 95ZM192 103H193V101H192ZM48 104H50V102ZM206 104L207 103L205 102V105ZM245 104L244 105L242 104V105L245 106ZM198 105H199V103H198ZM213 106H211V107H213ZM147 107H148L149 114L147 116L143 117V115L141 114L142 113V109H144V108L147 109ZM192 108H193V106H192ZM194 108H196V104H195ZM194 110L192 111L193 113L195 112ZM204 110H206V109H204ZM188 111H189V109H188ZM198 111H199V109H198ZM112 112H113V110H112ZM207 116H208V113H207ZM180 117H179V119H180ZM114 118H116V117H114ZM114 118L112 119V121L114 120ZM128 119H129V117H128ZM113 122H115V121H113ZM126 122H128V121H126ZM181 122H182V120L180 121V125H181ZM185 123H186V121H185ZM187 123H189V122H187ZM120 124H122V123H120ZM124 124H125V122H124ZM193 124H194V122H193ZM197 124H198V122H197ZM88 125L86 124V126H88ZM86 126H82V127H86ZM185 127H187V126H185ZM161 128H164V127L162 126ZM119 129H122V128H119ZM185 129H183V130H185ZM65 130H67V134L66 135H64ZM183 130H182V132H183ZM76 132H77V130H76ZM123 132H122V134H123ZM84 133H86V132H84ZM179 133H181V132L179 131ZM200 133H198V137H200L199 136ZM191 134H192V132H191ZM138 135L140 137V134H138ZM196 136H197V134H196ZM125 137L127 138V136H125ZM180 137L181 136H179V138ZM188 137L191 139L192 136L191 137L188 136ZM179 138H178V140L180 141ZM195 138L193 140H195ZM127 139H128V141H127V143H125L126 145L123 144V146L125 145L124 151L122 153H120V156H119V159L121 160L120 163L122 162L123 166L127 165V162H128L127 157H129L127 155H128V152L131 150V144H132V143L130 144V142L132 141L130 136ZM197 140H198V138H196V141ZM74 141H75V144H77V145L81 144V142L79 143V139H77V138H75ZM134 141H135V139H134ZM185 141L187 143V139ZM87 142H85V143H87ZM149 142H150V140H149ZM149 142H148V144H149ZM188 142H189V140H188ZM105 143H106V140L103 139L101 144L105 145ZM186 143H184V144H186ZM192 143H193V141H192ZM19 147L24 148V150L23 149L22 150L25 151V153H24L25 155L23 156V154H22V156L24 157L23 160L20 161V162H17L16 160H13V162H9V161H11V160H9L10 159V152H12L14 149L19 148ZM204 147L208 148L207 155H203L202 154V150H203ZM84 149H85V147H84ZM18 151H20V148H19ZM178 151H179V149H178ZM78 152H77V154L74 153V155L76 156L75 159H77V171H76L77 173L76 174H81V172H82V170L84 168V160L87 159L88 157L84 159L81 156L82 154H80ZM18 153H16V154H18ZM257 153H259V154H257ZM58 155H57V157L59 158ZM181 155H183V154L181 153ZM167 156H169V155H167ZM33 158H35V157H33ZM181 159H184V157L181 158ZM87 160H89V158ZM14 161H16V162H14ZM191 161H192V159H191ZM172 162L173 161H170L169 163L171 164ZM86 163L88 164V161ZM150 166H151V162H150V157H149L148 154H142L140 156L138 155V157H136V159L132 163L131 171H129V172L127 171L124 174L123 182L127 186L129 185V186L133 187V185L136 182V179H138V177L140 175L139 173L141 171H143V170H149L148 172H146L147 173L146 184L148 186L149 185H153L155 183V181H157L156 180L157 170L155 171V169H153ZM187 168H189V167H187ZM191 168H190V170H191ZM22 169H24V168H22ZM84 169L86 170V168H84ZM85 170H83L82 174H84L86 172ZM114 170H115L114 168H111L109 170L108 175L107 176L105 175L106 176L105 177L106 180H105L104 185L102 186V189H100V190H104V189L108 188L113 183V180H114L113 179L114 178L113 171ZM167 170H168V168H167ZM143 174H145V172H143ZM177 174H179V173H176V175ZM143 177H145V176H143ZM47 179L48 178H45L44 180L47 181ZM63 180H64L63 176H58L55 179V182H56V189L55 190L56 191H55V193L53 195L51 194L52 195V199H54L56 197L57 191L59 190L60 186L63 185L62 184ZM174 182H175V180H174ZM157 183H158V181H157ZM157 183H155V184H157ZM223 185L225 187V191H226L225 192L226 193L225 196L226 197H225V199L223 201L221 200L222 198H219L221 200L220 201L219 199H217V197L219 196L218 194H219L220 190H222L221 188H222ZM143 187H145V186H143ZM176 187H178V186H176ZM93 188H94V180L92 179L91 181L88 182L87 190L91 191ZM164 188H166V187H164ZM178 188H180V187H178ZM174 189H175V187H174ZM178 190H181V189L170 190L169 194H171V195L174 194L176 196V198H177V196L179 194L177 195L175 192H178ZM254 190L257 193H259V194L260 193H264V179H262L260 181V183L257 184V187ZM160 193H162V192H160ZM73 194H74V198H73V201L70 203V205L68 207V210H66L65 212L63 211L64 213H62L60 215V218L58 220L59 221L58 222V231H57L58 233L56 234V236L54 237V240H53V258H51L52 261L49 264H85V262L88 261V256H87L88 255V252H87V246L88 245L87 244H88V240H90V239H88V236H89L88 232L90 233V231H89L90 227H93V229L94 228L95 229H99V226L106 221L102 217V215H99L98 218H94L93 220H90V218L88 217V214H87V212H86V210L84 208L85 194H84L83 190L78 186V184L76 185V188H75V191H74ZM151 194H153V193H150L149 191H147L144 194H142L143 196L141 198V204L144 203V206H145V203H147L150 200V198H152ZM36 195H38V193ZM129 195H130V191L127 190V189L124 190L123 192H121V196L116 200V207L117 208L118 207L119 208L122 207V205L125 202H127L128 198H129ZM165 196L166 195H164V197ZM155 197H156L155 199H158L157 196H155ZM171 197H173V196H171ZM4 198L0 199V204L4 201ZM11 198H13V197H11ZM30 198H32V197H30ZM44 198H45L44 195H39V196H37L35 198V200L32 201V203L30 202L31 204H28V205H30V206L32 205L33 206L36 202L37 203H41L44 200ZM137 198L140 199V196L137 197ZM34 201H35V203H34ZM136 201H138V200H136ZM153 201H155L154 198H153ZM172 201H174V200H172ZM211 201H212L211 208L209 210V207H210L209 202H211ZM153 203L151 204L152 207L154 205H156L155 207H157V203H159V202H156V204H153ZM164 203H166V202H164ZM174 203H175V201H174ZM176 203L179 204L178 202H176ZM47 204H49V203H47ZM47 204L46 205L44 204V206L41 209L32 210V211H30L28 213L27 216H24V217H26L28 219V220L27 219L26 220L29 221V223H30L31 220L36 223L33 226L29 225L27 227H26L25 221L23 223V224H25V227L23 226V229L25 228V230H24V232L21 231V233L25 234V238L26 239L24 241V248L26 249L25 250L26 252L24 251V249L23 250L21 249L23 247H20V249L22 251H24L25 254L27 253V250L29 251L31 249L30 246H31V243L34 240L39 242V241H41L44 238V233H43L44 232L43 231L44 228H43L41 222H42L43 219H45L44 217L47 216V214H46L47 213V208H48L47 206H50V205H47ZM202 204H209V205H207L208 208L206 206V208L209 211H208V215L206 214L207 218L205 217V220L201 219V220H204V221L198 227V226H195L196 223L193 222L195 220V217H196L195 216V209H197V207H200V205H202ZM136 205H134L135 209L138 208V206L136 207ZM138 205L140 206V204H138ZM159 205H160V203H159ZM165 205H164V207H165ZM134 206H132L133 209H134ZM172 206H174V205H172ZM7 207H9V206H7ZM13 208H11V209H13ZM140 208L141 207H139V209ZM172 209H173V207H172ZM174 209H175V207H174ZM253 209H254V207H253ZM163 210H165V209L163 208ZM199 210H200V208H199ZM132 211H135V210H132ZM6 212H7V210H6ZM204 213H205V210H204ZM210 213H211V215H213V217H215V221H214L215 223L213 224V226L209 223V217L211 216ZM25 214H27V213L25 212ZM166 214L167 213H165V216H166ZM202 214H203V212H202ZM124 215H126V212H125ZM132 215H133V213H132ZM136 217H133V218H136ZM152 217H153L152 221L149 223L148 228H146L148 230H152L153 227H154V223H155L154 220H155V217H156V213H154L152 215ZM202 217L204 218V216H201V218ZM29 219H31V220H29ZM157 219H159V218H157ZM161 219H163V217H161ZM165 219H166V217L164 218V223H165ZM198 219H196L195 222L198 221ZM107 220H110V219H107ZM1 221H3L2 218H1ZM260 221L264 222V220H260ZM136 223H138V222H136ZM249 224L250 223H248V225ZM130 226H132V225H130ZM124 228H125V231H126V227H124ZM165 228H166V226H165ZM165 228L162 231H165ZM127 230H129V231H126V233L118 236L119 238L114 236V237L118 238V241L116 243V246L113 248V250L111 252V259L113 257L114 261L111 263L108 260V262L110 264H132L134 248H135L136 244L138 243L139 238H138V234H136L135 232H131L130 228L127 229ZM246 231L248 232V230H246ZM107 232H109V231H107ZM115 232H118V231H114V233ZM244 233H246V232L244 231ZM117 234H119V233H117ZM246 234H248V233H246ZM263 234L264 233H262V235ZM162 235H158V236H162ZM101 236L104 237L103 241L101 243V246H102L103 244H105V242H108L109 239L106 241L107 236H108V234L106 235V233H103ZM150 236H152V235H150ZM258 236H256V238ZM92 237H94V236L92 235ZM96 238H97V236H96ZM116 238H114V239L116 240ZM252 238H250V239H252ZM256 238L254 240H256ZM155 239H157V238H155ZM250 239L248 240V242L249 241L251 242ZM109 242H110V240H109ZM152 243H153V241H152ZM106 244L108 245V243H106ZM142 244H140V245L143 246L144 244L143 245ZM257 245H258V243H257ZM260 245H261V247L264 246L263 245V240H262V242H260L259 246ZM103 246L105 247L106 245H103ZM154 246H151V247H154ZM222 246H223V249H222ZM249 247H251V246H249ZM17 248H19V247H17ZM99 248H98V250H99ZM37 249H35L36 252H34V253H33L34 249L32 250V261L27 262V259H25L26 262H24V264H35L36 260L40 256V253L37 252L39 250H37ZM255 249L258 250V248H256V247H255ZM139 250H136L137 253H138ZM253 251H255V250H253ZM100 252L102 253L103 251L99 250L98 252L94 253V256L92 258L93 262H95L96 259L98 260V258H100ZM214 252H216V251H214ZM103 253H105V252H103ZM148 254H149V252H148ZM148 254H147V256H148ZM102 255H104V254H102ZM142 255L140 257H144L145 256L144 254H142ZM137 259H138V257H137ZM98 262H100V261H98ZM146 262H147V260H146ZM95 263H97V262H95ZM8 264H9V262H8Z\"/></svg>","mask_w":264,"mask_h":264}]
</instances>
